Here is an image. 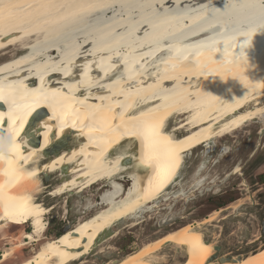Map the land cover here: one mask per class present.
Instances as JSON below:
<instances>
[{"label": "bare ground", "instance_id": "obj_1", "mask_svg": "<svg viewBox=\"0 0 264 264\" xmlns=\"http://www.w3.org/2000/svg\"><path fill=\"white\" fill-rule=\"evenodd\" d=\"M3 2L12 9L0 23V264H72L94 254L115 226L139 224L170 186L182 185L190 151L206 143L208 155L217 136L264 116V0H90L87 12L82 0ZM146 121H161L171 142L158 146V159H148L140 135ZM49 158L51 171H61L53 194L100 180L111 189L97 211L45 242L55 207L39 199ZM132 166L144 171H130L126 188L117 179ZM197 225L165 231L108 264L161 263L170 243L186 251L187 264H264V247L211 260L215 244Z\"/></svg>", "mask_w": 264, "mask_h": 264}, {"label": "rangeland", "instance_id": "obj_2", "mask_svg": "<svg viewBox=\"0 0 264 264\" xmlns=\"http://www.w3.org/2000/svg\"><path fill=\"white\" fill-rule=\"evenodd\" d=\"M172 122L173 123L169 122L170 125L175 124L177 121L173 119ZM215 139L216 140H212V146L216 144V150L213 152L211 151V156L208 160L200 161L198 159V156L202 153L201 151H203L202 147L194 149L193 154L187 157L184 168H182L181 171L182 185L174 184L163 194L166 200L158 204V207L161 206L163 209L158 207L148 209L149 211H146L141 218L135 217V219L138 218V220L141 221L130 229L124 228V224L129 222V220L119 223L115 226V230H118L117 235L102 241V247L100 246L99 249L100 252H102L103 249L104 251H115V246L120 245L124 240L128 241L130 239L131 246L130 250L127 251L130 253L131 251L137 250L145 242L168 231V228H178L187 223L195 225V220H200L203 217L207 218V216L209 218L215 213L217 216L215 221L207 222L204 228L209 237H211V233L216 236L214 240L219 241L218 244L222 246L221 253H226L230 249L238 248L240 245H244L243 243L246 241L255 239L258 236L264 238V116H258V118L246 122L244 126L235 131L223 136H217ZM37 141L38 139L34 138L31 143ZM76 141H78V137H72L69 143L73 145ZM28 142L30 143V141ZM128 144H133V142L129 140ZM126 146L127 145H124V147ZM226 147H230L231 149L229 148L230 150L228 152L221 149H225ZM217 153L221 155L217 156ZM212 160H215L217 164L213 165ZM202 162L204 164L202 168H199L197 171L198 180L195 187H203L204 184L205 186L199 190V194V192L195 190V187H193L195 180L194 169ZM206 164L209 167L207 169L208 171H206L207 174L203 173ZM55 165L56 163L54 164L53 161H50V158L47 160L44 159L41 168L43 171L41 173V180L47 192L41 194L39 199L45 206H55L50 213L45 216L44 224L47 229L41 235L45 242L51 241L52 237L60 235L69 227L75 226L86 213L92 214L97 211V209L101 207L99 204L101 202L100 197L106 192V189H111L110 186H106L107 184L104 188L101 187V184L104 182L100 180L82 191L79 187L70 190L71 192L65 190L61 195L53 194L55 193V189L58 188V182L61 181V171H51ZM235 166L240 167L235 169ZM140 167L132 166V168H129L124 179L127 180L130 178L129 172ZM142 168L143 167L140 169ZM209 177H213L212 180L208 181ZM202 178L205 179L202 183H198ZM117 181L123 183V179L121 178L117 179ZM180 189L184 190L186 194L182 193ZM190 190H192V194L194 193L193 198H196L188 202L186 198L191 197ZM176 192H179L178 195L175 194ZM228 205H230L229 208L217 213L220 208H225ZM157 209L161 212L162 216L166 214H168V216L172 215L171 217L174 219H172V221L175 222L179 220V222L171 226H169L168 223L158 224L160 217L155 216L158 215V213L155 212ZM183 215H187L188 217L181 220L180 218ZM143 217H145L146 220L142 221ZM224 217H228V219L224 220ZM208 224L212 225L209 226ZM33 228L34 224L30 221L25 226V232L31 231ZM163 228H166V230ZM21 229V227L16 225L7 233L9 236L16 238L21 234ZM160 229H163V231L157 233ZM263 238V241H256L254 246H251L252 249L250 251L247 249L245 254L254 249L257 251L261 247H264ZM175 245L176 243H170L164 246L159 255H165L167 258L164 257L162 258L164 261L161 259L163 262H156L155 264H187L185 260L179 263L183 260V257L179 251L176 250L177 248ZM246 247L249 246L247 245ZM32 248L33 246L28 247L25 249V252H30ZM97 251L94 252L95 255L92 253V255H88L81 261L72 264H105L110 258L116 257L114 253L109 256H102V254ZM121 255L125 256L126 254L121 252Z\"/></svg>", "mask_w": 264, "mask_h": 264}, {"label": "flooded vegetation", "instance_id": "obj_3", "mask_svg": "<svg viewBox=\"0 0 264 264\" xmlns=\"http://www.w3.org/2000/svg\"><path fill=\"white\" fill-rule=\"evenodd\" d=\"M217 145L216 144H214V146H212V148H211V150H209V154L208 155H205V153H206V151L205 150H207L208 148H207V146H206V143L205 144H203V145H201L200 147H202L203 149V151H201L202 153L198 156V159L200 160V161H204V160H208V158L211 156V151L213 152L214 150H216L215 149V147H216ZM230 147H226L225 149L224 148H221V149H223L224 151H229L230 149H229ZM220 149V150H221ZM193 152H194V150H192V151H190L189 153H188V155H187V157L189 156V155H192L193 154ZM203 155H205V156H203ZM217 156L219 155V153H217L216 154ZM216 155H214V156H216ZM221 155V154H220ZM219 155V156H220ZM187 157H186V160H187ZM213 162V165L215 164H217V162L215 161V160H212ZM203 162L202 163H199L198 165H197V167L194 169V171H195V180H194V183H193V187H195V185L197 184V180H198V178H197V171H198V169L199 168H202V166H203ZM206 166H207V164H206ZM184 167V166H183ZM237 167H240V166H237ZM237 167L235 166L234 168L235 169H237ZM209 167L207 166L204 170H203V173H206V171H208L207 169H208ZM233 168V169H234ZM182 171V170H181ZM235 171H238V170H235ZM182 174V173H181ZM207 174V173H206ZM212 178L213 177H209V179H208V181H210V180H212ZM203 179V178H202ZM131 179L130 178H128L127 180L126 179H123V183H124V185H125V187L126 188H128L129 186H130V183L131 182H128V181H130ZM201 180V179H200ZM207 181V180H206ZM129 184V185H128ZM204 186H205V184L203 185V187H199V188H196L195 187V190L197 191V192H199V190L201 189V188H204ZM101 187H105V184L104 183H102L101 184ZM194 190V191H195ZM192 192V190H190V193ZM199 194H200V192H199ZM193 196H194V193L192 194L191 193V197H189V198H186V201H188V202H191V201H193V199L194 198H196V197H194L193 198ZM200 196V195H199ZM188 197V196H187ZM101 198V197H100ZM182 198H184V197H182ZM182 198H180V199H182ZM198 198V197H197ZM184 207H186V206H184ZM230 207V205H228L227 207H225V208H220L219 210H221V212L222 211H224V210H226L227 208H229ZM158 208H160V209H163L161 206L160 207H158ZM223 209V210H222ZM194 210V209H193ZM217 211V210H216ZM215 211V212H216ZM236 211H237V209H236ZM155 212H157L158 213V215H155V216H159L160 217V221H158V224L159 223H168V225L169 226H171V225H173V224H175L176 222H179V220L178 221H175V222H173L172 221V219H173V217H171L172 215H170V216H168V214H166V215H164V216H162L161 215V212H159L158 211V209L155 211ZM191 213V212H190ZM239 213V212H238ZM211 215V214H210ZM162 216V217H161ZM188 216L187 215H183L180 219L181 220H183V219H185V218H187ZM208 217V216H207ZM152 218V217H151ZM204 219H206V217H203L202 219H200V220H195V225L196 224H201L200 225V229H202L203 231H204V233H205V237H206V239L208 240V241H212L214 244H215V252H214V255H213V257H214V259H216V258H223V257H230V258H241V257H243V256H245V255H247V254H249V253H251V252H253V251H256V249H254L253 251H251V252H249V253H246L245 254V251L248 249L249 251L252 249V247L254 246V243H256V241H263L262 240V236H258L257 238H255V239H251V240H248V241H246L245 243H243L244 245H240L238 248H235V249H230L229 251H227L226 253H221L222 252V246L220 245V244H218L219 243V241H215L214 240V238L216 237L213 233H211V237H209L208 236V234H206V231H205V228H204V226L206 225V223L207 222H204L203 220ZM224 220H227L228 219V217H224L223 218ZM144 220H146L145 219V217H143V219H142V221H144ZM174 220V219H173ZM203 221V223H201ZM214 221V220H213ZM210 222H212V221H210ZM129 223V224H128ZM124 224V223H123ZM197 225V226H198ZM209 226L210 225H212V224H208ZM131 227H133L132 226V223L131 222H127V223H125L124 224V228H127V229H130ZM163 229H165L166 230V228H163ZM163 229H160L159 231H163ZM170 229H172V228H168L167 230H170ZM118 231V230H117ZM118 233V232H117ZM128 233H129V231H128ZM117 235V234H116ZM115 235V236H116ZM111 238H113V237H111ZM264 239V238H263ZM129 241V242H128ZM124 240V242H122V243H120V245H118V246H115L114 248V250L115 251H104V249H103V251L102 252H100V250L99 251H97L98 253H100V254H102V256H109L110 254H115V256L117 257H115V258H110L109 260H107L106 262H105V264H108L109 262H112V261H114L115 259L116 260H118V259H122L124 256H122L121 255V252H124L126 255H127V251L128 250H130V239L129 240ZM249 246V247H246V246ZM252 246V247H251ZM175 247L177 248L176 250L177 251H179V253L182 255V257H183V260L182 261H180L179 263H181V262H183L184 260H185V262L187 263V256H186V251L183 249V248H181V247H177L176 245H175ZM218 247V248H217ZM106 250V249H105ZM216 251H217V253H216ZM216 254V255H215ZM115 260V261H116Z\"/></svg>", "mask_w": 264, "mask_h": 264}, {"label": "snow or ice", "instance_id": "obj_4", "mask_svg": "<svg viewBox=\"0 0 264 264\" xmlns=\"http://www.w3.org/2000/svg\"><path fill=\"white\" fill-rule=\"evenodd\" d=\"M39 7H46V4H41ZM78 7L82 10L87 12L89 9H92L94 7V4L90 2V0H82L81 4L78 5ZM259 7L261 9H264V2H261L259 4ZM11 9L12 5L3 2V0H0V23L3 22L6 16L11 15ZM264 31V29H262ZM247 43V41H245ZM243 47V46H241ZM241 55H243V52H241ZM0 99H3V96H0ZM13 119V112L11 109H9L8 112V121H11ZM6 123L4 119V113H0V126L4 125ZM161 121L151 122L146 121L140 135L142 136L143 140L146 141V147L148 149V159H158L159 158V152H158V146L163 145H170L171 142L167 139V137H164L161 135L160 127H161ZM3 141V136H0V143ZM4 158V154L2 151H0V159ZM11 163V161H9Z\"/></svg>", "mask_w": 264, "mask_h": 264}, {"label": "water", "instance_id": "obj_5", "mask_svg": "<svg viewBox=\"0 0 264 264\" xmlns=\"http://www.w3.org/2000/svg\"><path fill=\"white\" fill-rule=\"evenodd\" d=\"M172 121H173V118L170 120V122L173 123ZM66 135H67V134H66ZM66 135H65V136H66ZM38 142H39V141H38ZM36 143H37V142H36ZM127 143H128V142H127ZM37 144H38V143H37ZM124 145H126V142H125V144L122 142L120 145H118V146H119V147H118V150H119V149H120V150H124V149H126L127 147H124ZM129 147H130V148L132 147V150L135 151L136 144L133 143V144H131ZM48 153H49V152H48ZM133 161H134V159H133L132 157H129V158L127 159L126 162H127V163H130L129 165H132ZM130 168H132V167H130ZM63 169H64V168H63ZM128 170H129V168H128ZM143 171H144L143 169H139V172H143ZM120 175H122V177H123V178H121V179H124V177H125V175H126V171H123ZM130 186H131V185H130ZM130 186H129V187H130ZM112 187H113V186H112ZM129 187H128V188H129ZM171 187H172V186H170V188H171ZM124 188H125V187H124ZM181 190H182V189H180V191H181ZM178 193H179V192H176L175 194L178 195ZM213 259H214V257L211 258V260H213ZM226 259H232V258H230V257H229V258H228V257H223V258H221L220 260H221V261H224V260L226 261Z\"/></svg>", "mask_w": 264, "mask_h": 264}]
</instances>
